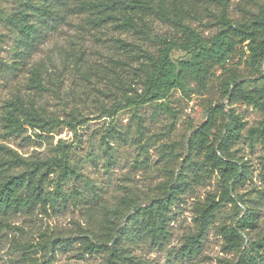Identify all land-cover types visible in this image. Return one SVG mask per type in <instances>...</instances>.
Masks as SVG:
<instances>
[{"label":"rangeland","instance_id":"rangeland-1","mask_svg":"<svg viewBox=\"0 0 264 264\" xmlns=\"http://www.w3.org/2000/svg\"><path fill=\"white\" fill-rule=\"evenodd\" d=\"M29 3L38 6L41 1L1 0L0 13L8 17L12 11L24 10ZM226 4L227 17L237 23L260 10L264 12V0H227ZM211 9L218 14L215 5ZM26 14L29 23L40 26L36 13ZM189 24L203 37L219 30L212 19L193 20ZM152 26L155 35L171 31L158 21ZM93 33H76L62 23L52 28V24L46 23L43 34L27 46L25 38H18L0 23V59L4 63L18 62L0 67V145L33 158H47L63 147L69 149L71 164L79 167L98 197H93L84 182L72 181L63 190L67 193L75 186L78 195L56 199L47 215L37 212L12 217L11 229L5 232L0 247V264H103V255L88 254L83 247L85 232L92 230L93 202L105 204L112 211L111 221L122 226L132 207L147 206L152 199L161 197L164 184L171 182L172 177L175 182H187L189 187L171 207L167 224L170 236L162 247L146 244L133 249L135 256L148 264H264L260 246L264 239V146L257 138L248 136V130L259 125L264 112L241 99L227 100L219 80L223 69L235 70L243 82L242 93L257 91L261 98L264 63L250 67L247 53L239 49L223 69L213 71L214 76L204 90L191 82L187 92L175 90L167 100L159 101L164 102L162 107L150 104L135 108L123 96L143 93L133 68L121 70L108 64V58L121 55L109 40L112 32L106 36ZM147 48L153 51L152 45ZM190 58L191 53L181 51L170 55L176 66ZM34 67L40 69V87L30 77ZM120 77L125 83L122 87L117 84ZM16 98L51 120L45 132L30 125H23L20 132L14 133L4 127V105ZM218 105L225 112L233 111L244 123L240 137L228 147L229 160L238 168L243 167L244 176L235 180L228 197L223 199L220 176L199 171L203 156L196 145L188 146L192 132L205 121L209 109ZM112 108L118 110L113 120L108 116ZM110 126L114 127L112 133L108 131ZM103 140L108 141V147ZM53 187L49 186V190ZM208 196L220 208L197 253L188 259L180 250L194 233V206ZM250 211L256 214L255 226L243 229L237 249H226L220 227L238 228L244 214Z\"/></svg>","mask_w":264,"mask_h":264},{"label":"trees","instance_id":"trees-1","mask_svg":"<svg viewBox=\"0 0 264 264\" xmlns=\"http://www.w3.org/2000/svg\"><path fill=\"white\" fill-rule=\"evenodd\" d=\"M40 1V5L29 3L24 10L12 11L8 17H3L0 13V23L14 31L18 38H25L27 46L32 45L43 34L46 23L52 24V28L62 23L76 33L94 32L106 36L108 32H112L109 40L121 55L119 58H108V64L121 70L133 68L136 82L142 85L141 95H123L127 104L132 103L135 108L150 104L162 107L165 104L159 101L167 100L175 90L187 92L191 82L204 90L214 76L213 71L223 69L228 58L239 49L245 51L243 54L247 53L246 60L250 67L264 63L263 10L244 21L233 22L227 17V0ZM211 5L218 8V14L213 12ZM27 12H34L40 17V26L35 27L29 23ZM203 18L212 19L219 30L209 37H203L189 24L190 21H200ZM154 21L168 25L171 31L162 35L153 34ZM2 44L0 36V51ZM148 45L153 46V51L147 48ZM173 51L191 53V58L176 66L170 59ZM135 63L136 66L133 67ZM7 64L13 66L18 62L14 60L4 63L0 59V67ZM30 77L37 86H41L39 67L31 69ZM119 80L118 86H124L123 79L120 77ZM219 80L227 100L241 99L264 112V89L260 92L261 98L257 96V91L242 93L243 82L239 80L235 70L223 69ZM4 108L7 110L2 123L12 133L20 132L23 125L45 132L46 127L51 124V120L37 114L31 104L25 107L20 98L7 102ZM166 108L168 109L167 106ZM117 112V109L112 108L108 111V116L113 120ZM243 128L244 123L237 114L231 110L225 112L218 105L209 109L205 121L192 132L188 140V146L196 145L199 154L203 156L199 171L207 175L217 173L220 176L221 199L227 198L235 180H241L239 178L244 176L241 171L243 167L238 168L228 156L229 145L240 137ZM109 130L114 132V127L110 126ZM248 136L251 139L257 138L264 146V118L257 127L248 130ZM103 142L108 147V141ZM72 181L84 182L97 200L92 183L78 166L71 164L69 149L63 147L54 156L33 158L23 157L15 150L0 145V247L4 243L5 232L11 229L12 217L22 214L32 216L37 212L47 215L55 206L56 199L63 200L66 195H78L75 186H71L70 192L63 190ZM175 181L176 178L172 177L171 182L164 184V194L152 199L147 206L132 207L122 226H115L111 221L112 211L105 204L96 205L94 201L90 207L92 230L85 232L84 250L88 254L103 255V264H148L132 251L146 244L162 247L167 241L170 236L167 224L171 220V207L179 194L189 187L185 181ZM49 186H54L52 191ZM219 208L220 204L212 196L194 206V233L181 247L183 256L191 259L197 253ZM255 216L254 211L245 213L238 228L220 227L226 249L239 247L241 232L255 226ZM260 246L264 251V239L260 240Z\"/></svg>","mask_w":264,"mask_h":264}]
</instances>
